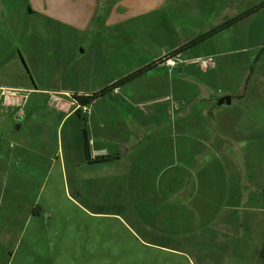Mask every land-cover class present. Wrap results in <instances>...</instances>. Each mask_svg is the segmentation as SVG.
Masks as SVG:
<instances>
[{
  "label": "crops",
  "instance_id": "crops-1",
  "mask_svg": "<svg viewBox=\"0 0 264 264\" xmlns=\"http://www.w3.org/2000/svg\"><path fill=\"white\" fill-rule=\"evenodd\" d=\"M189 1L197 21H206V10L218 12L210 29L239 15L230 10L229 0L221 5ZM184 4L0 0V109L15 117L21 130L30 117L49 108L60 114L58 138L63 120L79 110L73 95H91L154 62L146 73L79 110L88 144L81 163L91 168L117 163L126 198L139 208L134 218H150L152 228L159 224L161 231L154 233L177 244L249 258L264 240V54L255 60L263 42L249 45L245 21L253 13L172 57L175 65L167 66L163 56L183 45L178 32L185 22ZM146 25L157 33L162 28L160 35L168 27L175 32L164 35L166 47L151 55H144V48L153 38L137 31L148 32ZM108 29L117 41L90 40L89 31L101 37L100 31ZM68 32L74 37L69 48ZM93 43L89 63L88 57L86 64L74 59L88 56ZM48 68L58 69V75L46 74ZM39 95L47 97L44 105L28 104ZM226 96L230 104L217 106ZM43 142L20 136L14 145L21 154H36L41 147L36 151L35 144ZM101 156L109 160L94 159Z\"/></svg>",
  "mask_w": 264,
  "mask_h": 264
},
{
  "label": "rangeland",
  "instance_id": "rangeland-1",
  "mask_svg": "<svg viewBox=\"0 0 264 264\" xmlns=\"http://www.w3.org/2000/svg\"><path fill=\"white\" fill-rule=\"evenodd\" d=\"M217 1L219 4L222 2ZM229 2L234 15L258 8L245 22L249 45L252 47L258 43L262 46L264 6L259 5L264 0ZM192 6L191 1L185 0V22L179 26L178 32L181 44L210 29L211 19L219 16L218 12L210 9L202 16L206 21H201V18L197 21L192 15ZM146 27L150 29V37L143 29L138 28L137 31L147 34V39L153 38L150 46L144 48V55H151L158 47H166L167 39L162 37L174 31L168 27L167 32L160 35L162 28L157 33L153 25ZM113 32V29L105 30V33L100 31L101 37H98L92 30L89 38H99L112 44L117 41ZM55 33L57 39L60 32ZM67 34L69 48L74 37L69 32ZM86 42L83 41V48L87 46ZM93 45L95 48L86 50L88 56L77 53L74 59L79 61L83 58L81 62L86 64L88 57L89 63L90 52L96 49V44ZM259 51L257 56L261 58L264 50ZM58 73L55 68L46 70V74L51 76ZM250 82L251 77L249 85ZM46 99L42 95L38 98L32 96L28 104L44 105ZM7 114L0 109V264H264L261 249L255 248L248 258L245 253L230 254L223 250L177 244L160 232L154 233L161 228L159 224L152 228L150 218L136 220L133 213L139 208L132 206L126 198L128 192L123 188L124 179L117 176V163L94 168L82 165L81 117L65 118L58 129V138H55L60 114L56 115L49 108L30 117V122L25 123L21 130L17 129L15 117H7ZM73 131H76L74 139L77 141L71 137L70 132ZM20 136L36 137L46 144H35L36 151L41 147L40 154H21L14 145L16 137ZM8 141L13 148L8 147Z\"/></svg>",
  "mask_w": 264,
  "mask_h": 264
},
{
  "label": "trees",
  "instance_id": "trees-1",
  "mask_svg": "<svg viewBox=\"0 0 264 264\" xmlns=\"http://www.w3.org/2000/svg\"><path fill=\"white\" fill-rule=\"evenodd\" d=\"M259 6H264V2L259 5ZM258 10L257 7H255L253 10H251L250 12H247V13H242V14H239V15H236L235 17H232L226 21H224L222 24L210 29L209 31L195 37L194 39L188 41L187 43L181 45L180 47L176 48L175 50L169 52L168 54L165 55V57H174L180 53H183L185 51H187L188 49L190 48H193L195 47L196 45H198L199 43H201L202 41L210 38L211 36L217 34L218 32L222 31L223 29L235 24L236 22L240 21L241 19L255 13L256 11ZM264 45V43H263ZM263 47L260 49L259 53H261L263 51ZM258 59V56L255 60ZM154 62L153 63H150V64H147L139 69H137L136 71L128 74L127 76L113 82L112 84L102 88L101 90L91 94V95H88V96H81V95H73L72 96V99L78 104L79 106V110H81L84 106L90 104L92 101H94L95 99L99 98V97H102L104 95H106L107 93L111 92L113 89L117 88L118 86L124 84V83H127L129 81H131L132 79H135L136 77L146 73L147 71H149L150 69L153 68L154 66ZM252 71H253V68L251 67L250 69V73L248 74L247 78H246V82H245V91L246 89L248 88L249 86V81H250V77H251V74H252ZM245 91L240 95L241 97L245 94ZM78 109L74 112L75 115L79 116V111ZM87 142H86V139L83 140V151H84V154L87 156L88 155V146H87ZM94 159H98L97 161H108L109 158L107 156H101V157H95ZM264 195V193H263ZM261 254L262 256L264 257V240L262 242V245H261Z\"/></svg>",
  "mask_w": 264,
  "mask_h": 264
},
{
  "label": "water",
  "instance_id": "water-1",
  "mask_svg": "<svg viewBox=\"0 0 264 264\" xmlns=\"http://www.w3.org/2000/svg\"><path fill=\"white\" fill-rule=\"evenodd\" d=\"M230 101H231L230 97L226 96V97L219 99L216 104L217 106H228L230 104Z\"/></svg>",
  "mask_w": 264,
  "mask_h": 264
},
{
  "label": "built area",
  "instance_id": "built-area-1",
  "mask_svg": "<svg viewBox=\"0 0 264 264\" xmlns=\"http://www.w3.org/2000/svg\"><path fill=\"white\" fill-rule=\"evenodd\" d=\"M163 61L167 66H174L175 65V61L173 60V58L171 57H165V55L163 56ZM84 112V111H83Z\"/></svg>",
  "mask_w": 264,
  "mask_h": 264
}]
</instances>
